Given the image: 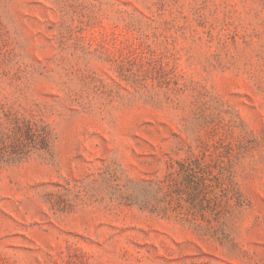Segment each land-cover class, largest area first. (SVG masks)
<instances>
[{
	"label": "rangeland",
	"instance_id": "obj_1",
	"mask_svg": "<svg viewBox=\"0 0 264 264\" xmlns=\"http://www.w3.org/2000/svg\"><path fill=\"white\" fill-rule=\"evenodd\" d=\"M0 264H264V0H0Z\"/></svg>",
	"mask_w": 264,
	"mask_h": 264
}]
</instances>
